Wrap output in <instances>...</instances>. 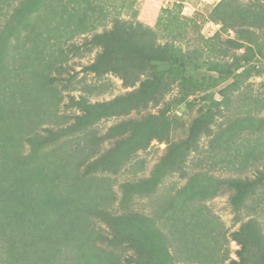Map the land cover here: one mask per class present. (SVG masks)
Instances as JSON below:
<instances>
[{
  "label": "trees",
  "instance_id": "trees-1",
  "mask_svg": "<svg viewBox=\"0 0 264 264\" xmlns=\"http://www.w3.org/2000/svg\"><path fill=\"white\" fill-rule=\"evenodd\" d=\"M104 2L0 0V264H264V80L256 89L247 83L264 75V0L217 2L210 20L220 28L193 50L181 48L179 9H161L149 27L134 0L114 16ZM106 20L110 29L81 44L97 50L82 72L98 81L113 75L127 90L90 103L105 87L69 75L71 56H82L71 41ZM57 86L80 92L68 93L72 113L60 112ZM183 107H197L187 125L169 118ZM131 112L139 118L103 136L93 130ZM152 142L166 145L162 156L147 177L132 178ZM205 154L238 175H189L191 156ZM175 173L184 184L167 186ZM122 174L132 179L118 184V199L111 177ZM226 194L236 223L243 209L255 214L230 239L204 205ZM136 198L147 206L134 209Z\"/></svg>",
  "mask_w": 264,
  "mask_h": 264
},
{
  "label": "rangeland",
  "instance_id": "rangeland-1",
  "mask_svg": "<svg viewBox=\"0 0 264 264\" xmlns=\"http://www.w3.org/2000/svg\"><path fill=\"white\" fill-rule=\"evenodd\" d=\"M105 1L104 3L107 4L106 10L109 9L108 13L110 16H114L118 9L122 7V4L124 6H127L131 0H101ZM134 7L133 10L137 11V19L143 23L144 25H147L149 27L155 26L156 18L161 14V9L164 8H171V9H179L180 10V18L183 22L186 23V38L181 44V48L186 49L189 48L190 50H193L198 46V43L200 44L201 40L200 38H209L211 37L215 32H217L220 28V24L213 22L210 20L211 17V10L216 4L214 0H134ZM242 4H251L255 2V0H240ZM100 3H94L93 5H99ZM124 11L122 14V17L125 16V19L129 17L130 13L126 12L129 10H122ZM104 30L110 29V24L106 20L104 28L99 27L96 29L94 33H89L84 36H78L73 38L71 41L72 44L75 46H79L82 56H71L70 60L68 61L69 66V75L74 77V81L80 82L82 84L87 85H93L96 84L99 87L101 86V90L105 87V93L96 96L93 98H90V103H93L95 101L102 102V101H109L112 100L114 97L122 95L126 92L127 89L122 88L120 80H118L113 75H108L105 78H101L96 80L93 75H85L82 72V69L85 66L90 65L94 57L96 55L97 50H93L90 53L85 52L84 47L81 46L84 39L89 40L92 36V34L101 33ZM227 37L233 38L232 32H228L226 35ZM164 38H159L158 41L162 43ZM188 46V47H187ZM264 80V75H252L248 80L247 83L253 85V89H256L259 85V83ZM98 81V83H97ZM59 84V83H58ZM59 85H65V83L62 81ZM61 86H57V89L61 92V98L62 101L59 104L60 112L61 113H72L71 111H67L65 109V106L67 104L68 100V93L70 95L74 96L75 99L80 96V92H70L67 90H62ZM76 87V85H74ZM210 93H212L210 91ZM176 94V91H173L171 95H169L165 100L169 101L173 98V96ZM191 99V98H190ZM189 99V100H190ZM214 99L216 101L220 100V96L218 94H214ZM196 109L197 107H194L192 110H187L183 107V110H177L175 113H172L169 115V118L177 117L185 121L186 125L191 121L192 118H194L196 115ZM156 109L151 111H155ZM144 114V113H141ZM264 116V114H262ZM140 115H138L135 112H131L129 115L119 118H109L104 119L98 122L93 130L96 131L97 136H103L108 132V129L121 121H126L128 119H137ZM223 121L222 118H219L216 120V122L219 124ZM177 136L182 134L180 130L176 131ZM175 138V137H174ZM178 138V137H177ZM176 139V138H175ZM241 142V141H240ZM206 143L207 141L205 139H202L200 141V145L203 149H206ZM108 143L104 144V147H108ZM166 145L160 144L158 145L155 142H152L149 148L139 153V160L142 161V168L138 170L137 166L133 167V177L135 178L137 175V178L140 177H147L153 166L157 163L158 159L162 156L163 150L165 149ZM27 146L25 145V148L23 152L27 151ZM211 160V159H210ZM206 160V154L202 157H197V155H192L191 159L189 160V168L186 170V172L191 175L194 173H206L207 176H210L212 178L217 179H228L232 178L234 176H237L238 173L234 170H229L223 165V166H217L213 165L212 161ZM136 161V160H135ZM200 162H202L201 165ZM135 172V174H134ZM248 176L251 178V174H248ZM129 174H122V175H116L115 177H111V179L114 181L112 191L115 192L117 195V198L119 199L121 197V192L119 190L118 184L121 182L126 181V179H132ZM110 180V181H112ZM167 186L175 184L176 187H179L180 185L184 184V180H180L178 178V175L175 173V176L169 177L165 183ZM144 198L141 199L139 202H137V198L134 199V202L131 204V206L137 210V208H141L143 206H147L146 203H144ZM249 204V203H248ZM261 207L264 208V194L261 196ZM211 212V214L215 217V220L217 222V226L220 227L219 231L217 233H225V237L230 239V234L237 231L240 223L243 221H246L247 218L245 215L247 213H250V216H254V211H248V209H243L240 213V217H243L240 219V222H235V214L232 211L230 204L228 202V194L226 195H219L211 200H208L204 204ZM252 205V203L250 204ZM249 216V217H250ZM260 221H263L261 218H259ZM98 227L101 228V224H98ZM262 233L264 234V225L262 226ZM229 250V257L231 259H235L234 252L238 249V246L230 241L226 246Z\"/></svg>",
  "mask_w": 264,
  "mask_h": 264
},
{
  "label": "clouds",
  "instance_id": "clouds-1",
  "mask_svg": "<svg viewBox=\"0 0 264 264\" xmlns=\"http://www.w3.org/2000/svg\"><path fill=\"white\" fill-rule=\"evenodd\" d=\"M219 1H220V0H214V2H216V3L219 2Z\"/></svg>",
  "mask_w": 264,
  "mask_h": 264
}]
</instances>
